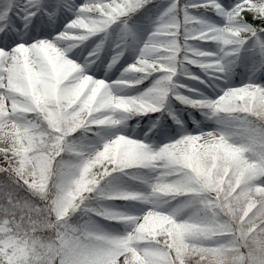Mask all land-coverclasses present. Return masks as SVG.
Listing matches in <instances>:
<instances>
[{"label": "snow or ice", "instance_id": "snow-or-ice-1", "mask_svg": "<svg viewBox=\"0 0 264 264\" xmlns=\"http://www.w3.org/2000/svg\"><path fill=\"white\" fill-rule=\"evenodd\" d=\"M0 264H264V0H0Z\"/></svg>", "mask_w": 264, "mask_h": 264}]
</instances>
